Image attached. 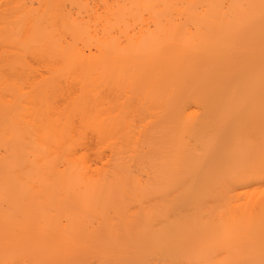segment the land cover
I'll use <instances>...</instances> for the list:
<instances>
[{
  "label": "bare ground",
  "instance_id": "1",
  "mask_svg": "<svg viewBox=\"0 0 264 264\" xmlns=\"http://www.w3.org/2000/svg\"><path fill=\"white\" fill-rule=\"evenodd\" d=\"M0 264H264V0H0Z\"/></svg>",
  "mask_w": 264,
  "mask_h": 264
}]
</instances>
